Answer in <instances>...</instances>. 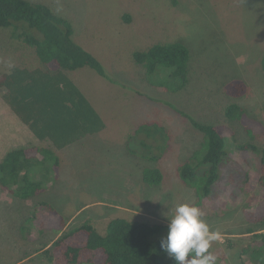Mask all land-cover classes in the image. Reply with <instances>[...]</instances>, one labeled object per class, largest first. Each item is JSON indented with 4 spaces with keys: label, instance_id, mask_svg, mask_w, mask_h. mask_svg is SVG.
<instances>
[{
    "label": "rangeland",
    "instance_id": "1",
    "mask_svg": "<svg viewBox=\"0 0 264 264\" xmlns=\"http://www.w3.org/2000/svg\"><path fill=\"white\" fill-rule=\"evenodd\" d=\"M32 1H44L70 19L76 41L101 60L114 81L89 68L72 72L76 84L104 117L106 128L64 149L59 178L36 198L17 203L0 187V264H51L37 254L59 235L50 226L52 215L40 209L39 218L47 224L41 235L32 229V233L25 232L30 238H25L17 230L40 200L66 214L68 228L89 220L102 231L115 217L169 223L176 206L189 203L201 210L211 230L220 232L217 242L244 235L251 224L243 210L256 206L260 197V154L237 148L233 133H228L220 179L206 200L194 204L198 194L183 184L177 167L200 145L202 134L179 112L205 123L228 124L239 143L250 142L252 134L257 142H264V77L259 68L264 50V0ZM127 14L130 20L124 18ZM178 39L195 51L191 83L184 91L179 89L180 79L168 77L169 69L146 78L132 58L137 49ZM233 78L247 83L244 96L226 94L224 84ZM233 102L246 109L240 122H229L224 115V108ZM149 118H162L174 133L172 149L154 164L167 177L151 188L144 184L142 170L152 163L135 157L127 147L129 134ZM41 143L48 144L32 134L0 94V159L12 147ZM241 182L256 188L237 198ZM231 184L233 188L224 191ZM223 256L221 264H245L233 250H223Z\"/></svg>",
    "mask_w": 264,
    "mask_h": 264
},
{
    "label": "trees",
    "instance_id": "2",
    "mask_svg": "<svg viewBox=\"0 0 264 264\" xmlns=\"http://www.w3.org/2000/svg\"><path fill=\"white\" fill-rule=\"evenodd\" d=\"M124 18L130 20V15ZM75 34L72 21L44 1L0 0V94L32 134L40 142L48 143L12 147L0 159V187L9 191L17 203L36 198L59 178L64 149L106 128L104 117L71 74L89 68L103 78L114 79L101 60L76 41ZM194 55L191 45L178 39L137 49L132 58L146 78L169 69L168 77L180 79L179 89L184 91L191 83ZM259 64L264 77V50ZM224 85L230 97L239 98L247 92V83L241 78H233ZM179 113L202 134L200 145L177 167L183 184L198 194L194 204L206 200L220 179L219 167L227 155L228 133H233L237 148L260 154L259 201L243 210L251 225L242 236L228 237L226 243H212L210 251L217 257V264H221L226 249L237 252L245 264H264V142H257L248 127L245 129L252 134L250 142L239 143L235 130L228 124L205 123L183 110ZM224 115L228 121L240 122L247 112L233 102L224 108ZM173 140L174 133L162 118L145 119L129 134V152L152 163L142 170V180L148 187L160 186L167 177L166 171L154 164L167 156ZM247 185L240 183L237 198L249 188H256L254 184ZM230 188L233 184L224 191ZM236 196L233 195L234 199ZM40 209L52 215L50 226L59 232L50 246L45 245L37 254L51 264H176L161 248V239L168 232L167 222L115 217L100 230L102 233L89 220L68 228L67 215L51 202L40 200L24 223L17 225L25 238H30L25 232L32 233V229L39 235L47 229L39 218ZM38 252L36 249L34 253Z\"/></svg>",
    "mask_w": 264,
    "mask_h": 264
},
{
    "label": "clouds",
    "instance_id": "3",
    "mask_svg": "<svg viewBox=\"0 0 264 264\" xmlns=\"http://www.w3.org/2000/svg\"><path fill=\"white\" fill-rule=\"evenodd\" d=\"M202 216L201 210L192 204L176 206L175 214L169 219L167 236L160 242L176 264H217L210 248L221 239V234L211 230Z\"/></svg>",
    "mask_w": 264,
    "mask_h": 264
},
{
    "label": "crops",
    "instance_id": "4",
    "mask_svg": "<svg viewBox=\"0 0 264 264\" xmlns=\"http://www.w3.org/2000/svg\"><path fill=\"white\" fill-rule=\"evenodd\" d=\"M261 231V230H260Z\"/></svg>",
    "mask_w": 264,
    "mask_h": 264
}]
</instances>
